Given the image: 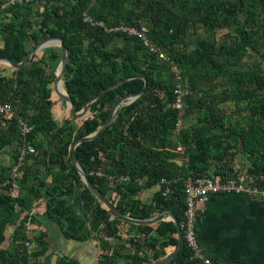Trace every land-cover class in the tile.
Segmentation results:
<instances>
[{"label": "trees", "instance_id": "1", "mask_svg": "<svg viewBox=\"0 0 264 264\" xmlns=\"http://www.w3.org/2000/svg\"><path fill=\"white\" fill-rule=\"evenodd\" d=\"M85 13L104 25H92ZM122 24L146 27L150 44L168 54L180 69V78L171 63L159 60L143 40L108 30ZM191 28L201 30V35L194 38ZM222 30L227 32L219 36ZM50 36L62 37L68 48L63 84L78 111L102 90L129 79L96 100L81 117V124L75 120L64 124L55 119L57 101L51 98L61 48L46 47L10 74L0 68V102L12 103L30 121L34 128L27 139L39 150L27 157L23 175L16 178L23 194L1 191L15 190L4 182L17 162V150H13L11 165L0 163V264H51L41 258L49 249L43 237L37 239L40 250H31L34 222L45 224L46 220L39 211L23 215L38 197L46 201L42 215L54 221L67 239L87 242L95 233L103 249L97 264H119L121 259L129 264H155L169 254L168 245L178 246L173 220L124 221L92 192L74 163L72 145L100 129L116 101L144 88L145 80L137 75L148 79L145 92L120 106L100 136L76 147L81 165L104 196L130 217L148 219L172 211L182 225L189 177L244 178L264 197V65L256 56L248 66L254 56L251 50L264 57V0H42L36 5L0 0V55L21 62L33 48L30 41L38 44ZM178 83L189 91L184 97V116L186 111L203 110L204 114L184 134L185 151L176 159L170 139L178 120L172 106ZM219 87L220 94L216 92ZM228 101H235V112L243 116L244 124L236 125L239 122L227 113ZM14 143H22L16 117L7 127L0 124V150ZM39 153L45 157L41 159ZM240 154L247 160L245 171L235 168ZM43 162L47 168L40 178ZM99 169L104 175L95 173ZM45 176H51V181ZM10 179L13 184L15 179ZM148 189H153L150 199L139 197ZM77 192L83 198L80 210L71 200ZM126 224L124 236L121 227ZM80 261L61 254L55 264ZM169 264H203V260L194 257L185 240Z\"/></svg>", "mask_w": 264, "mask_h": 264}, {"label": "crops", "instance_id": "2", "mask_svg": "<svg viewBox=\"0 0 264 264\" xmlns=\"http://www.w3.org/2000/svg\"><path fill=\"white\" fill-rule=\"evenodd\" d=\"M51 46L61 48L58 44H50L47 47H51ZM45 48L46 47H43L41 51H43ZM39 52H37L36 54H39ZM0 62H4V61H0ZM54 92L55 90L53 89L52 96H54ZM55 96H57V94ZM51 98L55 100L53 97ZM58 99L64 101L60 98ZM14 110L15 109L13 106V114L10 117L3 118V116L0 115V124L3 127H7L10 124V122L14 119V117H16V124L18 126L19 133L22 136L21 144H23L24 140L29 141L27 139L29 135L27 137H24L22 135L18 120L19 117H23L28 122L30 121L25 116L17 113ZM3 121L5 123H3ZM21 144L14 143L12 145H7L6 148H2L0 150V156L1 157L9 156V158L12 159V153H14L13 150L16 149L18 155V147ZM38 152L39 150L37 149L36 153ZM29 156L28 158L30 159L31 156L30 157ZM237 158H238L237 163H240L239 165H241V162L242 163L244 162L245 164L247 161L241 154L238 155ZM30 162L31 160H29V164ZM9 165H11V160H10V164L6 166ZM215 167L216 165L212 166V169ZM7 169H9V167ZM24 169L25 168L23 166L22 171ZM8 172L9 170H7V173ZM49 177L50 176L47 177L45 176L47 182L51 181ZM13 191L16 195H18L21 190L19 187L18 189H15ZM71 200L74 202L75 207L78 210L82 209L83 202H81V200H83V198L80 192H77L75 195H73ZM41 201H42V205H45L46 202L45 198L38 197L32 203H30L29 206L30 209L25 210L23 212V215L26 214L28 211H32V210H34V212L35 210L40 212L39 210L40 207H36V206ZM43 208H45V206ZM202 211L203 212H201V216L199 219V227L201 231L202 243L205 247L206 255H208L214 261V264H264V197H259V196L253 197L247 194H217L210 197L209 201L206 203ZM40 213L42 219L46 220V223L38 224L34 222L35 225L34 229L48 228L49 229V232L47 234L48 237L45 238L46 236L45 235L43 236L45 238V241L49 242L48 243L49 246L50 244H52L51 243L52 240L56 241V244L60 246L58 249H51L49 247L47 253H50L51 250H55L56 252L59 251L58 254H54L56 259L53 262H51V264H55L58 255L61 254H65L69 257L73 256L74 258H78L81 260L80 261L81 264L83 262V258H85L84 255H86V258L88 257V259H91V263L98 261L99 256L97 259L94 258L95 253H93L94 251L91 250V248H93L92 242L90 243V246L89 245L84 246L85 242H78L67 239L61 232L60 228L58 230L55 229V227L53 226L54 229L53 231L50 224L56 225V223L52 220L49 223L50 220H47L43 217L42 214H44V209ZM171 246L172 245H168L166 247L167 250L170 251V253L176 249L175 247L169 250V247Z\"/></svg>", "mask_w": 264, "mask_h": 264}, {"label": "built area", "instance_id": "3", "mask_svg": "<svg viewBox=\"0 0 264 264\" xmlns=\"http://www.w3.org/2000/svg\"><path fill=\"white\" fill-rule=\"evenodd\" d=\"M42 0H10V4L26 3V4H37ZM46 1V0H44ZM85 20L90 22L92 25H104L103 21L95 20L91 15L85 13ZM109 31H123L130 35L137 36L144 41V45L148 47L149 51L158 55L159 60L169 61L171 63V68L174 70L176 78L179 79L180 75L177 74L178 66L174 61L170 60L168 54L162 50L159 46L150 44L147 39V28L142 29L120 25L114 28H108ZM189 91L182 87L181 84H177L174 90L176 100L172 106L178 111V120L176 129L181 125L182 119L185 113L184 97ZM13 114V106L10 102H0V115L4 117H10ZM3 123H5L3 121ZM20 131L24 137H27L33 130L34 126L30 124L23 117H19L18 120ZM37 147L31 143V141L24 140L23 144L18 147V160L16 164L10 170V178L15 179L13 184L11 179L7 178L5 185L11 184L14 189H18L19 185L16 183V178L21 177L22 168L25 164L27 157L30 154L36 153ZM93 173V172H92ZM97 175H104V171L99 169L95 172ZM122 179L126 180L127 178ZM162 181H166L164 178ZM11 187V188H12ZM170 188L167 189V192ZM217 194H247L253 197L260 195V191L256 186H252L244 182V179L237 180L235 178H229L227 181H222L209 176H199V177H189L185 182V199L187 202V210L185 212V222L183 227H185V240L188 246L193 251V255L200 260H203L204 264H214L210 258L205 254L204 247L200 243V235L198 233V219L200 216V210H203L206 203L209 201L210 197ZM32 213V212H31Z\"/></svg>", "mask_w": 264, "mask_h": 264}, {"label": "water", "instance_id": "4", "mask_svg": "<svg viewBox=\"0 0 264 264\" xmlns=\"http://www.w3.org/2000/svg\"><path fill=\"white\" fill-rule=\"evenodd\" d=\"M59 42V46L62 49V59L60 62V65L58 67L57 70V74H56V78H55V82H54V90L58 96V98L66 101L70 107L69 111L71 112V116L68 118H64L63 123L66 124L69 121L75 120L77 118L80 117H85L89 111H90V107L91 105L98 100L101 96L105 95L108 91L114 89L115 87H117L118 85H120L121 83L127 81L129 78H123L118 80L117 82H115L114 84H112L111 86H109L107 89L102 90L101 92H99L96 96H94L91 100L88 101V103L85 105L84 108H82L80 111L77 110L76 104L74 103L72 97L67 93L66 88H65V93L60 92L59 89V84L61 82H63V75L67 69L68 66V60H69V52H68V48L64 43V39L62 37L59 36H50L47 38H44L41 42H39L34 48L33 50L21 61V62H15L14 60H12L11 58L4 56V55H0V61H4L8 64H11L12 66H14L15 68H21L23 67L26 63H28L33 57L34 55L39 52L43 47H47L49 46L51 43H56ZM136 77L139 78H143L145 80V86L143 89H141L138 93L132 94V95H127L125 97L120 98L118 101H116L111 110H110V114L109 117L106 121V123L97 131L84 136L80 139H78L73 145H72V151H73V158H74V162L83 178V180L85 181V183L87 184V186H89V188L92 190V192L108 207L110 208L113 212H115L121 219H123L124 221L130 222V223H134V224H156L158 222L161 221H167V220H173L177 226V231H178V238H179V244L176 247V249L171 252L168 256H166L165 258H163L161 261L157 262L156 264H169L174 258L175 256L183 249V247L185 246V238H184V234H183V230H182V226L181 223L179 222L178 218L176 217V215L174 214V212L172 211H165L162 213H159L151 218L148 219H137V218H133L130 217L128 214H124L123 212L120 211V209L117 207V205L115 203H113L110 199H108L106 196H104L97 188L96 186L93 184V182L90 179L89 174L87 173V171L84 169V167L81 165L77 153H76V147L85 141L88 140H93L95 138H97L98 136L101 135V133L108 127L110 126V124L112 123L115 113L118 110V108L126 103H131L132 101L136 100L138 97H140L144 92L145 89L148 87V79L145 75H137Z\"/></svg>", "mask_w": 264, "mask_h": 264}, {"label": "rangeland", "instance_id": "5", "mask_svg": "<svg viewBox=\"0 0 264 264\" xmlns=\"http://www.w3.org/2000/svg\"><path fill=\"white\" fill-rule=\"evenodd\" d=\"M75 1L76 0H74V2ZM200 32H201V30L200 31H197V30L195 31L193 28L190 29V33L193 34V37L194 38H197L199 35H201ZM225 32H227V30H222L220 32L219 36H222V34H224ZM36 45L37 44L34 43L33 41L32 42L31 41L29 42V46H32L33 48ZM177 47L180 48L181 50L183 49L182 44H179ZM251 52L254 54V56H252V58L249 59L248 66H250V67L252 66L253 61H254V58H256V56L261 59V61L263 62V65H264V57L261 54L255 53L253 50H251ZM39 54L40 55L42 54L41 50H40ZM162 65L163 66H161V67L165 69L166 68V64H163L162 63ZM0 68H2V70H4V73L10 74V73L13 72V70H14L15 67H13L11 64H8V63H5V62H0ZM179 72H180V69H177V74H179ZM48 73H50L49 70H48ZM56 74H57V71L55 73V76H56ZM221 89H222V87H219L216 90V92H218V94H220ZM55 95H56L55 93H54V96L51 95V97H53L55 100H57L56 106H55V108H53V112H54L55 118L58 121H61L64 118H68V117L71 116V112L69 111L70 107H69V105L66 102L59 100L58 97L55 96ZM200 98H201V93L200 94H197L196 97H195L196 101H198ZM222 105L223 104H221L220 106H222ZM226 107H228L227 113L230 116H232V119L239 122V123H235L236 125H240L241 123L244 124V122H243V116L238 111L235 112L237 110V104L235 103V101H228L227 104H226ZM203 114H204L203 110H198V111H195V112L186 111V114H185V116L182 119L181 125L177 129H175L174 134L172 135V137L170 139L171 144H173V146L171 145V147H170L171 149L170 150H172L171 151L172 153L178 154L176 159H178L179 154H182V152L185 151L184 146L182 145V140H183L184 134L187 131L190 132L192 126H195L197 123H199L198 122V119H199V117L203 116ZM75 121L78 124H81L82 121H83V118H77V119H75ZM40 153H42V152H40ZM40 153H39V155L41 156V159L44 158L45 157L44 154L42 155ZM240 158H242V157H240ZM181 159H182V157H180V160ZM10 160L11 159L9 158V156L8 157H5V156L4 157H1L0 156V163L3 164V165L4 164H6V165L10 164ZM66 160L68 161V163H72L68 158ZM239 164L240 163H237L236 162L235 168L238 169V170H240V171H241V169H243L245 171V168L246 167H245L244 162L243 163L241 162V165H239ZM46 168H47V163L43 162V164L41 165V170H40L41 173L39 174V177L40 178L43 177V175L45 174ZM54 168L56 169L57 167L55 166ZM49 178L51 179V176ZM1 191L2 192H6V193H8L10 195L16 196V194L14 193V191L12 192V190H6V189L4 190L3 189ZM19 194H23V191L21 190L19 192ZM152 195H153V189H148V190H145L144 192H142L141 194H139V197L141 196L142 199H147L148 200V199H150L152 197ZM44 206H45V208H43ZM36 207H40V209H39L40 212L43 211V209H44V212H45L46 211V202H45V205H42V201H41L40 203H38V205ZM35 211H37V210H35ZM29 212H34V210L29 211ZM43 217H44V215H43ZM44 218L47 219V220H49V218L46 217V216ZM50 222H51V220L49 221V223ZM83 222L84 223H87L88 220H86V218H84ZM50 225H51V228L52 229H53V226H54L55 229H58L59 230V226H56L55 224H50ZM128 227H129L128 224H126V225H124V226L121 227V230L124 231V236H126V231H127ZM53 231H54V229H53ZM48 232H49V229L48 228L47 229L46 228H40V229L35 228V229H32L31 234L34 236L32 240H33V242H35V244L31 247V250H35V251H36V249H38V251L40 250L39 249L40 248V243H38V245H37V239L43 237L44 235L46 236L45 238H47L48 237L47 236ZM92 237H93L92 240L85 242L84 246H86V245H89L90 246V243L92 242L93 243V248H91V250H93L94 251L93 253H95L94 254V258L97 259L98 256L103 252V249L101 247L100 240H99L98 237L95 236V233L92 234ZM45 238H44V240H45ZM47 243H49V242H47ZM51 243L52 244H50V246H49L51 249H58L60 247V246H58L56 244V241H53L52 240ZM124 243H125V241H124ZM41 245L43 247L44 243L41 244ZM202 246L204 247L203 244H202ZM172 248H175V246L169 247V250H171ZM204 250H205V247H204ZM47 252H46L45 256H42L41 258L42 259L45 258V260H47L48 262L51 263V262H53L56 259V257L54 256V254H58L59 251L56 252L55 250H51L50 253H47ZM168 253H170V251H168ZM84 254H85V251H84ZM206 256L208 258H210L208 255H206ZM71 257H73V256H71ZM84 257L85 258H83L82 264H97V262L91 263V259H88V257L86 258V255H84ZM212 262L214 263L213 260H212ZM118 263L119 264H129L130 262H129V260L121 259Z\"/></svg>", "mask_w": 264, "mask_h": 264}, {"label": "clouds", "instance_id": "6", "mask_svg": "<svg viewBox=\"0 0 264 264\" xmlns=\"http://www.w3.org/2000/svg\"><path fill=\"white\" fill-rule=\"evenodd\" d=\"M41 2V1H40ZM32 5H36V4H32ZM122 25H125V24H122ZM128 26V25H127ZM134 27V26H133ZM119 32H123V31H119ZM124 33H126V32H124ZM134 36V35H133ZM51 44H59V42H57L56 41V43H51ZM88 173V172H87ZM22 175H23V171H22ZM21 175V176H22ZM244 179V178H243ZM31 213V212H30ZM33 213V212H32ZM167 221H169V220H167ZM181 226H182V224H181ZM182 230H183V226H182ZM183 234H184V232H183ZM184 238H185V235H184ZM168 256V255H167ZM204 264V263H203Z\"/></svg>", "mask_w": 264, "mask_h": 264}, {"label": "bare ground", "instance_id": "7", "mask_svg": "<svg viewBox=\"0 0 264 264\" xmlns=\"http://www.w3.org/2000/svg\"><path fill=\"white\" fill-rule=\"evenodd\" d=\"M59 89H60V92L65 93V88H64V84H63V82H61V83L59 84Z\"/></svg>", "mask_w": 264, "mask_h": 264}]
</instances>
